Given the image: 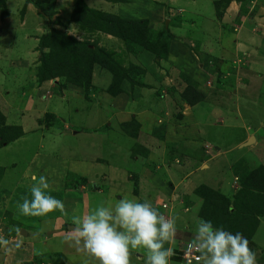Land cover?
Segmentation results:
<instances>
[{"label": "crops", "instance_id": "1", "mask_svg": "<svg viewBox=\"0 0 264 264\" xmlns=\"http://www.w3.org/2000/svg\"><path fill=\"white\" fill-rule=\"evenodd\" d=\"M83 1L91 9L116 15L122 19L146 20L149 27L162 25V29H164L166 21L167 24L176 23V25L167 26V29L170 26L172 28V32H169L172 35V40L169 45L168 57L165 60L157 61L154 54L146 50L132 55L126 50H121L126 60L120 62L118 52L121 51L109 52L124 69L130 70L128 79L121 82L118 94L111 96L106 93L111 84L112 75L107 69L95 64L91 72L89 95L92 101L89 103L90 106L74 105L70 107L69 105L68 107L65 105L67 113H71L70 120L69 117L68 119L62 118L61 115L64 114L49 109V112L56 118H52L53 120L46 118L43 121V126L51 127L56 123H61L62 128L57 132L61 137H69L76 143H82L79 147L77 145L72 147L70 146L71 141L68 139L69 146L68 150H65V158L69 161L59 164L64 167L68 166L65 170L67 171L66 175L82 178L76 171L79 167L87 166L88 168L90 165L91 168L94 167L92 160L89 161L82 157L84 146V150L91 155L90 157L97 155L99 162H104L105 158L102 156L113 158L126 151H133L137 154L135 157H139L144 154L145 150L152 152V150L161 149L164 144L169 145L170 140L178 136L183 137L185 142L195 141L199 136L209 137L207 143L216 149L214 157L206 148H202L198 157L192 159H188L189 156L183 154L185 162L183 160L179 163V158L175 153L168 156L170 164H165L166 173L164 172V175H167L169 185H164L162 177L156 179L152 174L148 175L147 172L150 173V171L145 166H141L138 174H140V179L142 175L147 174L146 179L149 178V180L146 181L145 186L149 184V186H159L162 193L158 196H162L163 199L168 200V196L172 199L179 198L180 195L174 192L175 189L184 190L187 195L191 192L192 195L197 185L208 179L215 183L211 184L214 188L232 199L240 185L237 175L233 172V165L240 161V170L264 167L263 156L254 157V161L252 155H246L247 152L256 149L259 144L264 143V0H230L228 2L226 0H208L204 4L201 0L202 5H200V0ZM1 4L0 111L6 118V124L21 127L24 135L31 130L38 132L45 128L38 121L48 113L46 109L48 107L45 104L47 103L46 97L51 100L53 96L50 97L52 94L50 81H44L39 85L40 87L32 83L37 70L31 67L35 66L36 62L32 48L34 44L36 47L38 46L40 38L44 34L41 30L37 33V25H42V28L46 27L47 31L56 29L63 32L65 30L58 22L61 18L67 24V28L78 27L70 19L74 0H50L48 3H42L41 8L26 3V0H4V3ZM205 6L208 10L212 9L213 15L210 21L214 25V29L217 30L216 46L209 45L208 42L198 44L197 39L185 40L183 36L176 33L182 29L180 27L182 22L184 23L182 19L184 14L190 15V19L186 20L189 25H196L195 17L198 16V13L194 12V8H204ZM189 7L192 9L191 11ZM216 8L222 15L221 19L216 18ZM41 9L50 14L51 18H47L48 16L46 17ZM11 27H13V31ZM94 38L92 43L97 40L101 43L112 40L109 41L108 46L114 40L122 42L101 32L96 33ZM185 41H188L189 44ZM6 43L8 44L6 45ZM122 44L120 45L122 46ZM17 45H19V49L14 50ZM100 46L104 47L99 43L98 47ZM121 46H119L120 49ZM110 48L112 47L110 46ZM211 60L217 62V65L221 67V69L219 68L221 72L217 73V76L220 77L216 82L217 88L209 89L205 86L203 70L208 69L207 63ZM229 62L234 65L232 68H229ZM226 67L229 70H226ZM30 70L32 75L29 74ZM182 74L196 83L198 89L204 94L203 101L190 106L181 100L180 93L186 86ZM26 82H28L27 85ZM23 84L25 85L23 86ZM99 91L102 96L98 94ZM15 93H18L22 100L15 101L13 98ZM62 94H64L63 97ZM65 96L63 90L56 97L64 103L67 101ZM85 111L92 112L86 114ZM97 113L100 115L97 116ZM174 116L176 119L181 117L182 120L176 121ZM80 119L81 121H79ZM233 130L240 132L233 143L226 146L222 142L223 136ZM2 148L5 146L0 147V150ZM43 149H46V145ZM235 149L238 150L235 151ZM58 153L57 151L52 152L50 158L57 157ZM229 154H233L232 160L225 162L224 160L228 158ZM154 156H159L158 152L149 154L151 158ZM50 158L43 156L38 161L40 166L45 165L43 169L47 172L54 168L48 167L50 163L47 159ZM136 161L139 162V159ZM33 163L35 162L33 161ZM169 165L174 166L173 168L179 171L180 176H169L170 170L167 171V167L170 168ZM160 167L156 166L158 169ZM160 170L158 171L160 172ZM51 174L53 175L54 172ZM32 176L29 180H32ZM23 187H26V191L22 195L29 196V186ZM146 188L144 187V189ZM152 197L154 196H150V198ZM144 199L148 198L144 197ZM186 204L187 208L184 209L187 210H181V206L179 209L175 207L177 211L174 215L176 216V225L189 230L185 224L191 219L182 216L191 212L190 205L188 202ZM92 207L94 208V206ZM173 208L171 206L169 210H173ZM59 219L62 220V217ZM59 219L56 218V220ZM5 221H7L6 217L1 215L0 227L5 225L4 228L9 229L7 236L13 251L7 253L0 248V264H24L25 262L34 264L31 263L34 253L31 247L35 248L32 242L34 237L31 235L40 236L45 233L44 225H49V223L42 220L45 224L38 223L39 226H33L32 230L28 227V234H22L23 231H21V236L17 237L16 232L11 229V224H8L9 221ZM10 222L17 221L15 217H11ZM64 226H67L65 222ZM68 226L69 230L71 224L69 223ZM42 229L45 231L42 232ZM53 229L51 228V231ZM188 232L177 229L175 240L166 244L165 247H171L175 254L182 246L181 241L183 242L189 236L192 237ZM0 234L4 235V231H0ZM57 237L53 236L52 238ZM256 237L264 241V215L258 217V227L253 235L254 239ZM16 243L20 244L18 249L15 248ZM30 243L32 244L29 245ZM252 250L254 251L253 248ZM142 252L145 251L143 249L133 251L132 254L136 256L132 260L133 264L135 262L145 264L146 256ZM258 264H264V253L258 255Z\"/></svg>", "mask_w": 264, "mask_h": 264}, {"label": "rangeland", "instance_id": "2", "mask_svg": "<svg viewBox=\"0 0 264 264\" xmlns=\"http://www.w3.org/2000/svg\"><path fill=\"white\" fill-rule=\"evenodd\" d=\"M202 1L204 4L208 0H202ZM202 1L200 0V5H202ZM76 2L74 0V6L71 9L72 12L74 10ZM83 3L84 5H86L84 1ZM0 6H2L1 3H0ZM189 9L190 11L192 10L191 7H189ZM194 9H195L194 12L198 13V16L195 17L196 25H189L186 22V20L190 19V15L184 14L182 17V19L184 20V23L182 22V25L180 27L182 29L178 30V32L176 33L183 36L184 37L183 39L185 40L197 39L196 42L198 44H204V42H208L209 45L213 44L216 46L217 45V40H216L217 30L214 29V25H212V22L210 21L213 15L212 9L209 8L208 10L206 6L204 8L195 7ZM44 14L46 15V17L48 16L47 18H51L50 14L46 12ZM71 15H70V19H71ZM58 22L61 24V26L65 30L63 31V33L69 34V36L74 37L79 42H88L96 47H98L100 43L101 45H104V47L100 46L101 49H104L106 52H110V51L113 52L114 50H117V51L126 50V52L131 53L128 51L123 41L119 42V41L114 40V42L111 43L110 45L112 48L108 46L109 41L111 42L112 40H109V41L106 40L103 43L97 40L95 41V43L97 44L96 45L95 43H92V40L95 39L94 38L95 34L98 32H92L88 28H85L84 26H80V24H77V23H75L74 25H77L78 27H75V28L68 27L67 28L66 26L67 24H65L64 23L65 21H63L61 18L58 20ZM168 25H176V23L167 24V21H166L164 27L167 28ZM37 26H38L37 33L40 30L44 34L50 32V29L47 31L46 27L44 26L43 28L41 27L42 25H37ZM13 27H11V29ZM149 29L152 34H156L162 31V25L159 27L155 25L153 27L150 26ZM13 30L14 29H12V31ZM171 30L172 28L170 26L168 28V31L172 32ZM4 31H7V30H4ZM103 34L111 36L113 38H117V37H114L106 33H103ZM7 44L8 43H6V45ZM120 44H122V46ZM119 46H121V49L119 48ZM15 49H19V45L15 46L14 50ZM32 49L34 53L33 57L34 59H36V62H35V66H31V67H34L37 69L34 75V81L32 83L38 86L41 85L44 81H50L52 83L51 84L52 94L50 95V97L53 96V98L50 100V98L46 97V100H45L47 102L45 104H47L46 107L48 108L46 109L48 110V113H46L45 117H43L40 121H38L42 126L44 125L43 121L46 118H50V119L56 118L55 115L49 112V109L52 111L55 110L56 112H60L64 114V115H61V117L65 119H68L69 117V120H70L72 116H71V113L69 112L67 113L66 106L68 107L69 105L70 107H73L74 105H79V106L84 105L83 107L90 106L89 103L92 101L91 96L89 95V90L91 89L90 86L87 89H83L82 87L78 88L75 85L68 83L64 76L40 81L37 77L38 76L37 74L39 71V66L41 65V60L42 58L43 60H46V59L48 60L47 57H50V60H52V56H50L51 53L49 55H46V53L50 51V48H46L48 49L47 51L45 48L41 49L40 42L37 47L34 44ZM122 51L118 52V58H119L118 60L120 62H122L123 60H126V58H124V56L122 55ZM132 54L133 53H131L130 55ZM232 62L231 63L229 62V68L230 67L232 68V66H234ZM207 67L208 69L205 68L206 70L205 69L203 70L204 75H205V80H206L205 86L209 89L217 88L216 82L217 80L220 79V77L217 76V73L221 72L220 70L221 67L218 66L217 62H215L214 60L208 61ZM229 68L226 67L225 69L229 70ZM29 72H30L29 74L32 75L31 70ZM57 80L59 81L57 82ZM14 84L18 85L16 83ZM25 84L27 85L28 82H26ZM25 84H23V86ZM63 90L65 91V95H66L65 100H67L66 101L67 103L66 102L62 103L60 99L56 97L58 93L59 94L62 93ZM106 93L111 96H114V94H110L108 92ZM98 94L102 96L100 91L98 92ZM63 96L64 94H62V97ZM18 97H20L18 93L13 94V98L15 101L22 100V97L20 98ZM76 99H78L79 101ZM95 100L98 103H100L97 100V98H95ZM91 112L85 111L86 114H90ZM99 115L100 113H97V116ZM174 118L176 121L182 120L181 117L176 119V116H174ZM79 121H81V119ZM79 121H77L78 124H79ZM61 125H62L61 123L60 124L56 123L55 125L51 127L43 126L45 128H43L42 130L38 132L31 130L27 134L25 135L23 134L24 136L22 135L20 138L15 140L13 143L4 145L5 148H2V150H0V175H1V179H0V210L1 211L0 213L4 218L6 217L7 221L5 222L9 221L8 224H11V229L16 232L17 237L21 236L20 234L21 231H23L22 234H28L29 232L28 227H30V230H32L34 229L33 226L36 225L35 227H38L39 224L42 222V220L43 221L46 220V222L49 223V225H47L44 222H42V224L43 223L45 224L44 227L46 228V231L42 229V232L45 231V233L40 234V236L31 235V237H34L32 238L33 239L32 242L35 246V248H33V246L31 247V249L34 250V253L32 254L31 263L58 264L57 262L45 263L44 259L45 260L48 259L47 255L61 253V255L63 256L65 255L67 258L66 264H85V260L87 258L84 256V254L77 252L75 248L69 247L68 244L64 242V234L68 231V227H69L68 224L69 223L71 224L72 215L85 214L91 208H93L92 206L96 207L100 203H104L106 205L114 204L116 200L123 198L125 196L129 198L134 197L140 202L145 201L144 197H147L148 198L147 201H149L160 214L166 217H174V218H176L174 213L177 211L175 210V207L179 209L181 206V210L182 209L187 210L184 208H187L185 204L188 202V205H190L191 207L190 209L191 212L189 213L187 212V214H185L186 216L184 214L182 216L184 218L188 217L189 219H191L190 221L187 222V224H185L188 226L189 230L184 229L182 226L180 227V225L179 226L176 225L177 226L176 228L182 232L185 230H187V232L189 231L192 235L191 239L195 236L197 222L198 220H200L197 214L201 208L202 199H200L194 191L192 195H191V192L189 193V195H187V192H184V190H180V189L174 190L176 194L180 195L179 198L172 199L171 197L168 196V200L163 199L162 196H158L162 193L161 188L159 186L157 185L149 186L150 184L148 185L149 187L145 186L146 181L149 180V178L146 179V175L152 174L154 178L156 179L158 177H162V179H164V185L165 186L169 185L170 182L167 181V178H166L167 175L166 174L164 175V172L166 171L164 168L165 164H170L168 163V159H167L169 158L168 156L171 153H175L177 155L176 157L179 158V163L181 161L183 162V160L185 162L186 159L182 157L183 154H187V156H189L188 159H192V158L198 157V155L201 153L200 150L202 148H206V150L210 152L211 156L214 157L215 156L214 153L216 149L212 147V145L207 143L209 140V137L205 138V137L199 136L197 137L195 141L185 142L183 137L178 136L177 138L170 140V142L168 143L169 145L164 144L161 149H156L155 151L152 150V152L151 151L148 152L145 150L143 152L144 154H141L139 157H135L137 154H135V152L133 151L132 152L126 151V152H123L122 155H118L113 158L102 156L103 158H105L104 162L102 161L99 162L100 160L97 158L98 157L97 155L90 157L91 155L88 152H86V150H84L85 148L84 146L82 150V157L89 161L92 160L91 162H93L94 167L91 168L92 167L91 165L88 168L87 166H83L79 168L76 167L78 168L76 170L77 174L82 177L80 179L83 180L84 182H81L76 189L72 190V189L66 188L68 183L69 184L73 183L69 179V178H72V176H69L68 178V176L66 175L67 171L65 170H67L68 166L64 167L59 164L64 161H65L64 163H68L69 161L68 159L65 158L66 151L68 150L67 147L69 146L67 142L68 139L69 141H71L70 146L72 147H74L75 145L79 147V145H82V143L81 142L76 143L75 140H71V138L69 137H66V138L61 137L60 134L57 133L61 130L62 128ZM238 132L240 131H237V130L229 131L226 135L223 136L224 140L222 142H224L226 146L231 145V143H233V141L237 137ZM45 145H46V149H43ZM54 150L59 152L57 155L58 158L61 156L59 159H55L57 157L50 158L52 156L51 153L55 152ZM237 150L235 149V151ZM155 152H158L159 156H154L152 158L149 157V154L150 155L155 154ZM246 155L247 156L252 155V159L254 161H255L254 157L263 156L264 158V143H262L261 145L259 144V146L256 149H254L252 152L251 151L247 152ZM43 156H48L50 158V159H47L48 163H50L48 167H54L53 169L49 170L50 172H47L43 169L45 165L40 166L38 163V161ZM231 156H233V154H229L228 158H226L224 161L226 162V161L232 160ZM137 159H139V162L136 161ZM33 161L35 163H33ZM141 166H145L146 168H148L150 173L147 172V174L142 175V178L140 179V174H138V170H140ZM156 166H161V167L158 169L156 168ZM169 166L171 168L170 169L169 167H167V171L170 170L169 176L171 177L173 175L177 177L180 176L179 171L173 168L174 166L172 165H169ZM158 170H160V172ZM51 172H54V174L52 175ZM73 173H74V170H73ZM32 175H36L37 177H39L40 175H44L46 177L50 185L49 194L63 201V203L65 204V210L68 213L67 216H64L58 211L50 213L49 215L44 216V217H30V216L21 215L19 213L17 204L18 202L22 203L21 198L23 196H26V195H22L23 192L26 191V187H23V186L25 185L29 186V188L31 189L33 181L29 180V178ZM211 184L212 185L215 184L211 179L204 180L202 183H199L197 185V188L201 185H204V186H207L209 188H212L218 191ZM144 187H147V188L144 189ZM150 196H154V197L150 198ZM29 198H30V193H29ZM85 205L86 206L89 205L88 206L89 209L86 208ZM171 206L174 207L173 210H169L171 209ZM229 212H231V208H229ZM231 214H232L231 216L232 219L236 218V216L232 212ZM1 215H0V218H1ZM11 217H15L17 222H10ZM61 217H62V220L59 219ZM208 217L214 219L213 220L214 222L215 220L216 222L220 220L219 217L217 218L215 216L214 212L208 214ZM56 218H58L59 220H56ZM64 222L67 224L66 227L64 226ZM4 227L5 225H2L0 227V231H4V236L5 238L8 239L7 234H8L9 229L4 228ZM51 228L52 229L54 228V229L51 231ZM18 232L20 235L18 234ZM53 236H58V237L52 238ZM252 242H253V246L250 248L251 249L253 248L254 251L257 253V255H259L260 253H264V241H261L259 237H256L255 239L254 238L252 239ZM31 244L32 243H30L29 245ZM142 254L146 256L145 252H142ZM133 258H136L134 254H132L131 261L134 260ZM171 261H172V258H171ZM25 263L27 264L28 262H25ZM144 263H145V260H144ZM90 264H95V262L90 261ZM131 264H133V261ZM135 264H141V263L135 262ZM171 264H187V263H185L184 261H182V263L172 261Z\"/></svg>", "mask_w": 264, "mask_h": 264}, {"label": "trees", "instance_id": "3", "mask_svg": "<svg viewBox=\"0 0 264 264\" xmlns=\"http://www.w3.org/2000/svg\"><path fill=\"white\" fill-rule=\"evenodd\" d=\"M49 1L26 0V3L41 8L42 3H48ZM0 3H4V0H0ZM41 10L45 13L43 9ZM221 16L216 8V18L221 19ZM71 22L80 24V26H84L92 32H102L119 38L124 42L128 51L133 54L146 50L154 54L157 61L165 60L168 57L172 35L165 27L161 32L152 34L146 20L122 19L116 15L88 8L84 5L83 0H77L71 15ZM39 42L41 49L50 48L46 55L51 53L50 56H52V60H50V57H47L48 60H43V58L41 60L37 74L40 81L64 76L68 83L78 88L87 89L90 86L91 72L95 64L111 73L112 81L106 90L110 94H118L121 82L128 79L130 70L124 69L116 62L112 53L88 42H79L74 37L56 29H50L49 33L41 36ZM181 76L186 83L185 88L180 93L181 100L190 106L203 101L204 94L198 89L196 83L184 74ZM23 134L21 127L7 125L6 118L0 111V146L13 143ZM240 165V161L233 165V172L237 175L240 185L232 199L204 185L194 190L198 197L202 199V205L197 216L199 219L211 221L214 228L222 227L225 231L233 234L241 233L252 244L253 235L258 225V217L264 215V167L253 170H240ZM70 176L72 178H68L73 183H68L67 189L74 190L81 182H84L79 177ZM229 208H231V212L236 218L232 219ZM212 212L217 218H220L218 222L216 220L214 222V219L208 217V214ZM251 244H249L250 247H252ZM47 257V260L44 259L45 263H66V257L61 253L47 255ZM172 261L182 263L183 260L174 255Z\"/></svg>", "mask_w": 264, "mask_h": 264}, {"label": "clouds", "instance_id": "4", "mask_svg": "<svg viewBox=\"0 0 264 264\" xmlns=\"http://www.w3.org/2000/svg\"><path fill=\"white\" fill-rule=\"evenodd\" d=\"M31 179L30 198L26 195L21 198L22 203L18 202L19 213L44 217L58 211L67 216L63 201L49 194L46 177L33 175ZM176 233L174 217L160 214L147 200L140 202L125 196L114 204L100 203L85 214L72 215L64 242L84 254L85 264H131L132 253L137 249L146 252L145 264H170L173 255L180 257L179 250L174 254L165 245L175 240ZM187 241L188 252L195 254L200 264H258V255L246 237L222 227L214 228L211 221L198 220L195 236L181 244ZM19 247L16 243L15 248ZM0 248L7 253L13 251L3 234Z\"/></svg>", "mask_w": 264, "mask_h": 264}, {"label": "built area", "instance_id": "5", "mask_svg": "<svg viewBox=\"0 0 264 264\" xmlns=\"http://www.w3.org/2000/svg\"><path fill=\"white\" fill-rule=\"evenodd\" d=\"M188 242L189 241L183 243L182 246L180 247L179 256L187 264L199 263V261L196 260L195 254L188 252L186 247Z\"/></svg>", "mask_w": 264, "mask_h": 264}, {"label": "water", "instance_id": "6", "mask_svg": "<svg viewBox=\"0 0 264 264\" xmlns=\"http://www.w3.org/2000/svg\"><path fill=\"white\" fill-rule=\"evenodd\" d=\"M187 44H189V42L188 41H185ZM247 145H249L250 143H246Z\"/></svg>", "mask_w": 264, "mask_h": 264}, {"label": "bare ground", "instance_id": "7", "mask_svg": "<svg viewBox=\"0 0 264 264\" xmlns=\"http://www.w3.org/2000/svg\"><path fill=\"white\" fill-rule=\"evenodd\" d=\"M254 142V141H253Z\"/></svg>", "mask_w": 264, "mask_h": 264}]
</instances>
